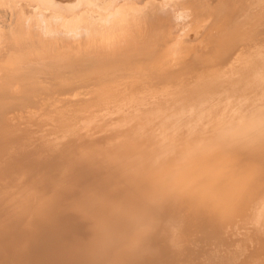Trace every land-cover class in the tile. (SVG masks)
<instances>
[{
  "label": "bare ground",
  "instance_id": "1",
  "mask_svg": "<svg viewBox=\"0 0 264 264\" xmlns=\"http://www.w3.org/2000/svg\"><path fill=\"white\" fill-rule=\"evenodd\" d=\"M95 1L0 0V264H264V0Z\"/></svg>",
  "mask_w": 264,
  "mask_h": 264
},
{
  "label": "rangeland",
  "instance_id": "2",
  "mask_svg": "<svg viewBox=\"0 0 264 264\" xmlns=\"http://www.w3.org/2000/svg\"><path fill=\"white\" fill-rule=\"evenodd\" d=\"M96 2V5H99L100 4V2L101 3H105V1L103 0H97V1H95ZM232 37H230V40L233 38V36H234V38H235V34L233 35H231ZM233 40V39H232ZM227 49V48H226ZM60 75V74H59ZM117 80H122V79H117ZM68 95H70V96H68ZM75 97H74V96ZM71 96H73L74 98H72ZM83 96H85L84 94H82L81 92H80V94L76 91H71V92H62V93H60V94H52L51 96H49V97H47L48 98V102H47V99H46V102H45V104H46V107H48L47 106V104L48 103H51V102H55V100H58V99H60V98H62V99H60L61 101H63V102H65L66 100H67V103H68V105H70V107L72 106V108H74L76 105H74V104H76V102H77V100H82L83 98H81V97H83ZM50 97H51V99H50ZM65 97V98H64ZM67 97H68V99H67ZM70 97V98H69ZM78 97V98H77ZM53 98V99H52ZM71 98H72V100H73V102H72V100H71ZM80 98V99H79ZM55 99V100H54ZM70 99V100H69ZM75 99V100H74ZM51 100V101H50ZM69 101V102H68ZM76 101V102H75ZM78 101V102H79ZM77 102V103H78ZM75 109H77V108H75ZM76 111H78V110H76Z\"/></svg>",
  "mask_w": 264,
  "mask_h": 264
}]
</instances>
